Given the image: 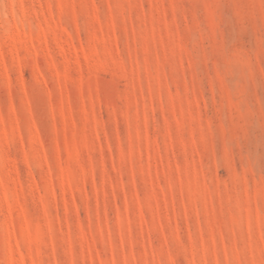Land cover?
Here are the masks:
<instances>
[{"label":"rangeland","instance_id":"obj_1","mask_svg":"<svg viewBox=\"0 0 264 264\" xmlns=\"http://www.w3.org/2000/svg\"><path fill=\"white\" fill-rule=\"evenodd\" d=\"M0 264H264V0H0Z\"/></svg>","mask_w":264,"mask_h":264}]
</instances>
